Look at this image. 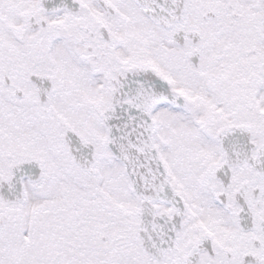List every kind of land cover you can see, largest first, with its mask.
<instances>
[{"label": "snow or ice", "instance_id": "6c2138e0", "mask_svg": "<svg viewBox=\"0 0 264 264\" xmlns=\"http://www.w3.org/2000/svg\"><path fill=\"white\" fill-rule=\"evenodd\" d=\"M0 264H264V0H0Z\"/></svg>", "mask_w": 264, "mask_h": 264}]
</instances>
